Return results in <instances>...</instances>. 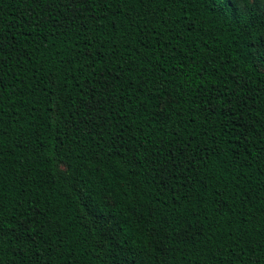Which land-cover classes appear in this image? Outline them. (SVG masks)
Listing matches in <instances>:
<instances>
[{
  "label": "trees",
  "instance_id": "16d2710c",
  "mask_svg": "<svg viewBox=\"0 0 264 264\" xmlns=\"http://www.w3.org/2000/svg\"><path fill=\"white\" fill-rule=\"evenodd\" d=\"M257 15L0 0V264H264Z\"/></svg>",
  "mask_w": 264,
  "mask_h": 264
},
{
  "label": "snow or ice",
  "instance_id": "6c2138e0",
  "mask_svg": "<svg viewBox=\"0 0 264 264\" xmlns=\"http://www.w3.org/2000/svg\"><path fill=\"white\" fill-rule=\"evenodd\" d=\"M200 3L212 7L219 14L232 13L233 22L247 27L260 19L257 13L264 14V0H199ZM247 18V19H246ZM264 22V21H262ZM264 71V68L260 69Z\"/></svg>",
  "mask_w": 264,
  "mask_h": 264
}]
</instances>
